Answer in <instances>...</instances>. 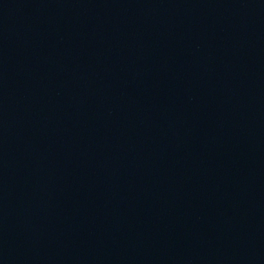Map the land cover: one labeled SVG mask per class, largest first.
Wrapping results in <instances>:
<instances>
[{
    "label": "water",
    "instance_id": "water-1",
    "mask_svg": "<svg viewBox=\"0 0 264 264\" xmlns=\"http://www.w3.org/2000/svg\"><path fill=\"white\" fill-rule=\"evenodd\" d=\"M0 264H264V0H0Z\"/></svg>",
    "mask_w": 264,
    "mask_h": 264
}]
</instances>
